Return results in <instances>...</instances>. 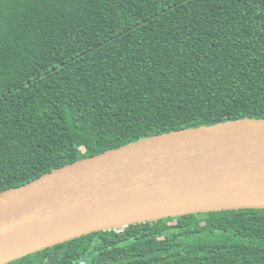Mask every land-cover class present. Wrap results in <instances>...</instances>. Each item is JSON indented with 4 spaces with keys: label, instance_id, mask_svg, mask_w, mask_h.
I'll return each mask as SVG.
<instances>
[{
    "label": "trees",
    "instance_id": "16d2710c",
    "mask_svg": "<svg viewBox=\"0 0 264 264\" xmlns=\"http://www.w3.org/2000/svg\"><path fill=\"white\" fill-rule=\"evenodd\" d=\"M241 118L264 119V0H0V192ZM9 264H264V209L95 232Z\"/></svg>",
    "mask_w": 264,
    "mask_h": 264
},
{
    "label": "water",
    "instance_id": "95a60500",
    "mask_svg": "<svg viewBox=\"0 0 264 264\" xmlns=\"http://www.w3.org/2000/svg\"><path fill=\"white\" fill-rule=\"evenodd\" d=\"M264 209V119L150 136L0 192V264L95 232Z\"/></svg>",
    "mask_w": 264,
    "mask_h": 264
}]
</instances>
